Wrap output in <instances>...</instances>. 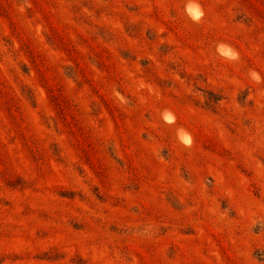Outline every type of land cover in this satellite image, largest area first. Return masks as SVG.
I'll list each match as a JSON object with an SVG mask.
<instances>
[{"label": "rangeland", "instance_id": "374dc122", "mask_svg": "<svg viewBox=\"0 0 264 264\" xmlns=\"http://www.w3.org/2000/svg\"><path fill=\"white\" fill-rule=\"evenodd\" d=\"M188 2L0 0V264H264V0Z\"/></svg>", "mask_w": 264, "mask_h": 264}, {"label": "trees", "instance_id": "16d2710c", "mask_svg": "<svg viewBox=\"0 0 264 264\" xmlns=\"http://www.w3.org/2000/svg\"><path fill=\"white\" fill-rule=\"evenodd\" d=\"M18 90H19V93L21 94L22 97H24L26 99V101L31 105L33 106L35 104V101H34V96L32 94V92L30 91V89H28L26 86L24 85H20L19 87L17 86ZM219 101V96L216 95V94H212L210 92H205V101H204V104L206 105L207 108L209 109H214V106H216L217 102ZM112 158L114 160H116V158L111 155ZM208 180V188H213L212 186V181L211 179H207ZM166 199L169 201V199L166 197ZM225 200H228L225 198ZM170 202V201H169Z\"/></svg>", "mask_w": 264, "mask_h": 264}, {"label": "clouds", "instance_id": "9594fccd", "mask_svg": "<svg viewBox=\"0 0 264 264\" xmlns=\"http://www.w3.org/2000/svg\"><path fill=\"white\" fill-rule=\"evenodd\" d=\"M187 11L190 14V18L193 21H197L200 16H202V12L195 11L196 9L199 8V5L195 3V0H189L188 4L186 5ZM232 59L236 58L235 52L232 53L231 57ZM252 78L255 79L257 82H259V76L256 75L255 73H251ZM166 119L168 117H165Z\"/></svg>", "mask_w": 264, "mask_h": 264}]
</instances>
